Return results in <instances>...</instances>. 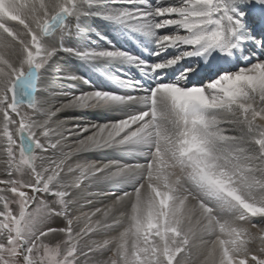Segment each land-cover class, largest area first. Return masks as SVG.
I'll return each instance as SVG.
<instances>
[{"label": "snow or ice", "instance_id": "snow-or-ice-1", "mask_svg": "<svg viewBox=\"0 0 264 264\" xmlns=\"http://www.w3.org/2000/svg\"><path fill=\"white\" fill-rule=\"evenodd\" d=\"M257 218L264 0H0V264H264Z\"/></svg>", "mask_w": 264, "mask_h": 264}, {"label": "rangeland", "instance_id": "rangeland-1", "mask_svg": "<svg viewBox=\"0 0 264 264\" xmlns=\"http://www.w3.org/2000/svg\"><path fill=\"white\" fill-rule=\"evenodd\" d=\"M88 23L92 24V26L95 28L96 31H98L99 29H102L103 31H106V32L109 31V30L107 29V27L105 26L104 22H103V21L101 22L99 19H93V20L89 21ZM98 32H99V31H98ZM109 36H110V35H109ZM74 39H75V41H76L77 43L83 40V39H81V38H77V37H75ZM91 39H92V40H97L98 43H100L101 46H103L102 44H103L104 42H100V41L98 40L97 37H94V36H93ZM68 57H70V56L67 55V54L62 53V54H61V57L59 58V60H62V58H63V59H67ZM66 62H67V63H66ZM66 62H62V61L60 62V61H59L60 65H62V66L64 67V69H65L66 71H68V72H71V73H73V74H75V75H77V76H81L79 72L86 73V74H89V75L91 74V72L89 71V69H87V67H85V66H82L81 63H80L75 57H73L72 59H70L69 62H68V61H66ZM83 67L85 68V70L83 69ZM78 71H79V72H78ZM64 82H65L66 84H70V82H72V81H64ZM64 82H63V80H58V79H56L55 75L52 76V83H58V84L60 83V84H64ZM104 155H107V154H100V153H97V154H91V155L89 156V158H90V159H97L98 157H102V158H103ZM57 220H58V219H57ZM59 221H60V220H59ZM62 222H63V221H62ZM57 223H58V222H55V225H54V226H59ZM61 226H64V224L62 223ZM54 239H55V240H63L64 237L62 236V237H60V238H54ZM91 256H92V258H93L94 261L99 262V261H102L103 259H105L106 256H107V254L101 256V255H99V254H95V253H93V254H91Z\"/></svg>", "mask_w": 264, "mask_h": 264}, {"label": "bare ground", "instance_id": "bare-ground-1", "mask_svg": "<svg viewBox=\"0 0 264 264\" xmlns=\"http://www.w3.org/2000/svg\"><path fill=\"white\" fill-rule=\"evenodd\" d=\"M99 32H101L102 34H105V33H108V32H106V31H103L102 29H99L98 30ZM93 36H95V35H93ZM92 36V37H93ZM91 37V38H92ZM109 37H111L112 38V36L110 35ZM75 37H72L71 39H69V40H66L65 41V46H74V45H77L78 43L75 41V39H74ZM81 39H83V38H81ZM103 45V44H102ZM62 54V53H61ZM73 57H68L67 59H63L62 58V60H59L60 62L62 61V62H66V61H68L69 62V60L70 59H72ZM67 63V62H66ZM83 69L85 70V68L83 67ZM88 69V68H87ZM90 71V70H89ZM136 71H138V70H136V69H132V72L133 73H136ZM64 82V81H63ZM52 86H53V88H55V89H67V88H69V87H73V88H76V89H81V88H83V89H85V90H88V85H85V84H83L81 81H76V82H70V84H66L65 82H64V84H58V83H52ZM85 119H88V120H97V119H100V117L97 115V114H94V113H88V114H85ZM101 154V153H100ZM108 155V154H107ZM98 158H102V157H98ZM56 222H58L57 224L59 225V226H61L62 225V220H60L59 221V219L56 221ZM257 223H260V224H262V225H264V221H260L259 220V218H257V221H256ZM60 237H62V236H57V237H55V238H60Z\"/></svg>", "mask_w": 264, "mask_h": 264}]
</instances>
